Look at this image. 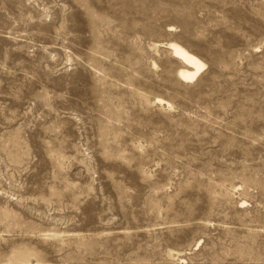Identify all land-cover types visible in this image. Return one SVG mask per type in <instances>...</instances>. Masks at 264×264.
Masks as SVG:
<instances>
[{"label": "rangeland", "instance_id": "obj_1", "mask_svg": "<svg viewBox=\"0 0 264 264\" xmlns=\"http://www.w3.org/2000/svg\"><path fill=\"white\" fill-rule=\"evenodd\" d=\"M0 264H264V0H0Z\"/></svg>", "mask_w": 264, "mask_h": 264}, {"label": "bare ground", "instance_id": "obj_2", "mask_svg": "<svg viewBox=\"0 0 264 264\" xmlns=\"http://www.w3.org/2000/svg\"><path fill=\"white\" fill-rule=\"evenodd\" d=\"M170 48L173 51V53L186 66V69L179 71V78L181 81L186 82V81L192 80L196 76H198L199 73L202 72V70L204 69V65L201 64L199 61H197L194 57L189 55L186 51H184L182 48H180L177 45L171 44ZM157 103L162 104L164 102L162 99H157Z\"/></svg>", "mask_w": 264, "mask_h": 264}]
</instances>
